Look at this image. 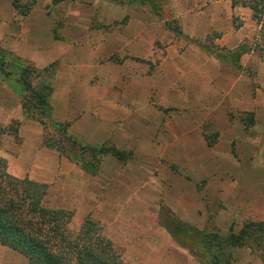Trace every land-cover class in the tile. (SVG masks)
<instances>
[{
    "label": "rangeland",
    "instance_id": "rangeland-1",
    "mask_svg": "<svg viewBox=\"0 0 264 264\" xmlns=\"http://www.w3.org/2000/svg\"><path fill=\"white\" fill-rule=\"evenodd\" d=\"M9 1L11 7L8 6ZM113 1L122 4L125 0ZM132 1L140 9L155 12L165 19L164 25L172 32L171 39L176 36L177 40L181 39L179 51L188 45L200 49L211 58L217 59V53L225 55V49L228 48L218 39L227 24L230 27L238 21L246 33L241 43L249 44L254 34L255 25L250 19V12L239 6H235L229 14L221 15L217 27H211L203 39L196 40L178 36V21L170 18L168 0ZM34 2L35 0H0V29L3 34H8L9 25H17V31L21 33L24 29L23 16ZM90 7L93 10L99 9L89 0H49L43 5L44 10L53 16L61 13V16L65 17L63 20L67 18V13L75 9L92 13ZM151 45V53L147 54V61H150L147 73L151 72V62H156L164 55L163 43L151 40ZM3 62L6 70H15L17 67V62L11 55L4 56ZM18 63H28L39 71L37 75L29 76V81L51 83L47 73L53 72V64L51 67L48 64L44 67L45 72L40 73L42 68L36 67L26 59L20 58ZM236 63L239 64L237 71L250 83L248 86L245 80H240L238 89L231 94L237 95L239 101H227L229 119L239 123L242 131L240 135H236L237 140L230 143V152L236 161L223 160L219 161V165L209 167L170 166L162 171L161 168L153 169L151 165L147 166L151 159L146 155L142 157L145 158L142 159L144 166L132 165L137 159L132 150L119 149L121 154L118 158L109 152H97L91 146L112 144L107 140L97 145L81 142L69 134L65 127L68 138L67 134H62L55 127L52 118L39 114V110H33L34 116H29L30 113L20 106L21 95L16 91L18 88L13 82L14 76H9L7 80L0 76V113L5 110L13 112V117L7 122H0V125L11 122L16 126L14 133L1 135L0 155L7 159L8 171L14 169L21 175L46 182V205L71 210L73 227H77L86 216L97 221L104 233L112 239L126 264H212L209 254L202 250L199 234L191 227L226 237L228 233L236 234L247 221H261L264 224V60L254 52L247 51ZM153 104L160 107L155 101ZM39 119L44 120V127ZM218 121V117H212L208 122ZM24 137L27 143L35 145L34 150H27L32 157L36 156L38 161L41 158H54L55 167L38 166V161L34 164L26 156L17 158L21 153L19 148ZM191 139L194 148L189 152L204 159L205 152L199 144V135L195 134ZM202 139L203 143L206 142L210 146L215 144L212 133H203ZM51 143L56 144L61 151L48 145ZM223 144L216 143L213 152L223 154ZM181 152L184 153L185 150ZM207 173L226 174L227 187L234 192L227 190L222 194V188L218 186L215 192L212 186L205 187L206 178H201V175ZM179 177L187 180L195 178L193 183L198 191L197 196L171 197L172 194H177L178 187L184 191L185 181L180 182ZM234 177H239L238 187L230 180ZM132 191L136 192V197ZM236 191L238 192L235 194ZM197 204L203 206L195 208ZM180 222L190 226L187 227L185 235L179 229ZM175 238H179L185 246L177 243ZM224 252L228 264H264L260 250L249 246L248 243L240 246L229 244L227 248L224 247ZM0 264H25V259L17 252L0 245Z\"/></svg>",
    "mask_w": 264,
    "mask_h": 264
},
{
    "label": "crops",
    "instance_id": "crops-1",
    "mask_svg": "<svg viewBox=\"0 0 264 264\" xmlns=\"http://www.w3.org/2000/svg\"><path fill=\"white\" fill-rule=\"evenodd\" d=\"M47 1L35 0L23 16L24 29L20 34L17 25H9L8 34L0 29V45L38 68L54 65L49 76L51 118L67 123L69 134L84 143L97 145L107 140L115 148L132 150L137 157L132 161L135 166H144L142 157L146 155L151 159L147 166L162 171L170 166L209 167L223 160L236 161L230 143L242 131L239 123L229 119L227 101H239L237 95L231 94L238 89L240 80L250 85L236 66L226 65L188 45L179 51L181 39H171L165 19L140 9L132 0L122 4L89 0L99 9L90 7L92 13L75 9L67 13L65 20L61 13L53 16L44 10ZM168 4L170 18L178 21V36L196 40L203 39L211 27H217L221 15L234 9L230 0H168ZM8 6L11 7L10 1ZM244 34L241 25L234 28L227 24L218 40L234 49L245 38ZM151 40L163 43L164 55L151 62V72L147 73ZM10 117L13 112L5 110L0 113V122H7ZM212 117L219 121L209 123ZM20 131L19 127L21 134ZM203 133L214 135L213 146L202 142ZM195 134L199 135L204 159L189 152L194 148L190 137ZM218 142L224 143V155L213 152ZM19 149L17 158L26 156L36 164L37 157L27 152L34 150L35 145L27 143L26 137ZM37 165L55 167V160L41 158ZM9 172L24 176L14 169ZM204 175L201 178H206L205 187L212 186L215 192L218 186L222 194L227 190L234 192L227 187L226 174ZM179 180L185 181L184 191L178 187L177 194L171 197L197 196L195 178ZM230 180L238 187L239 177ZM132 192L136 197V192ZM198 206L203 205L197 204L195 208Z\"/></svg>",
    "mask_w": 264,
    "mask_h": 264
},
{
    "label": "trees",
    "instance_id": "trees-1",
    "mask_svg": "<svg viewBox=\"0 0 264 264\" xmlns=\"http://www.w3.org/2000/svg\"><path fill=\"white\" fill-rule=\"evenodd\" d=\"M230 6L249 10L250 19L255 25L254 34L249 44L239 43L234 49H225V55L215 54L216 58L238 67L236 62L240 55L251 51L264 60V0H230ZM240 25L238 21L233 27L238 28ZM6 55H11L17 62L15 70L4 68L3 57ZM18 60L20 57L0 47V76L6 80L14 76L13 82L18 88L16 90L15 86V90L21 95L20 106L30 113L29 116L33 117L32 111L36 109L39 114L50 119V84L47 81H29V76H35L39 71L28 63H18ZM43 72L45 68L40 71ZM51 74L47 73L49 76ZM39 121L44 127V120ZM53 124L62 134H67V123L54 121ZM15 131L14 123L0 125V138L4 133ZM48 145L61 151L54 143ZM91 147L97 152H109L117 158L121 154L113 145ZM47 193L46 182L26 175L11 174L7 170V159L0 155V245L22 255L25 264H126L112 239L104 233L97 221L86 216L77 227H73L72 211L46 205ZM187 227L190 226L180 222L179 229L183 235L187 233ZM191 228L199 234L202 250L209 254L212 264H228L224 257V247L244 243L258 248L264 261V224L261 221H247L236 234L228 233L226 237ZM175 241L185 246L179 238H175Z\"/></svg>",
    "mask_w": 264,
    "mask_h": 264
}]
</instances>
